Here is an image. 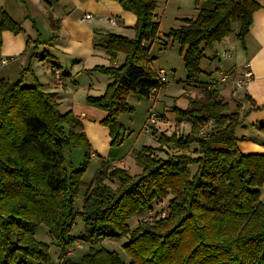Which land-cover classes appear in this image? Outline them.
<instances>
[{
    "label": "trees",
    "instance_id": "1",
    "mask_svg": "<svg viewBox=\"0 0 264 264\" xmlns=\"http://www.w3.org/2000/svg\"><path fill=\"white\" fill-rule=\"evenodd\" d=\"M117 1L136 16L135 36L108 34L110 60L122 53L124 61L119 66H94L90 71L109 75L112 81L102 95L86 98L87 105L105 113L100 123L109 130L110 146L123 140L119 115L132 111L128 96L149 97L152 90L165 86L150 66L153 58L146 45L160 30L155 0ZM209 2L211 9L199 10L194 19H184L183 25L165 34L178 43L186 81L197 85L201 94L189 98L183 109L173 107L179 123L190 122V132H160L157 148L143 146L136 152L138 174L103 162L86 185L77 212L75 199L91 159L82 122L71 111L62 113L56 94L43 91L37 80L23 84L29 67L16 82L0 79V264H28V260L49 264V244L35 237L40 225L61 245L57 264H264V153L240 151L235 132L240 105L230 110L218 90L200 80L205 49L222 41L234 25L236 39L244 47L259 4L257 0ZM4 31L16 34L23 28L0 8V45ZM246 98L249 111L264 108ZM208 121L213 126L209 137L203 138L199 131ZM260 128L264 131V124ZM152 134H157L155 129ZM167 145L176 153L165 158L155 155L156 149ZM76 146L85 155L78 169L71 161ZM193 164L197 168L191 174ZM169 194L165 218L155 215L130 229L132 217L153 209ZM77 218L86 230L80 237L70 233ZM109 226L115 231L107 232ZM125 236L122 248L128 262L103 246H90L79 256L68 254L76 241Z\"/></svg>",
    "mask_w": 264,
    "mask_h": 264
},
{
    "label": "crops",
    "instance_id": "2",
    "mask_svg": "<svg viewBox=\"0 0 264 264\" xmlns=\"http://www.w3.org/2000/svg\"><path fill=\"white\" fill-rule=\"evenodd\" d=\"M257 2L259 8L252 15L245 46L236 39L237 29H233L235 34L214 44L212 50L205 49L203 59L206 63L203 67L202 59L200 64L202 71L203 68L208 71L207 78L200 79L206 83L217 80L219 70H229L232 77L237 78L242 65L249 64L253 79L246 87L235 90L231 82L216 87L223 101L229 103L230 110H234L235 104L240 105V123L235 132L239 137V148L246 153H264V131L260 128L264 124V108L249 111L251 104L246 98H251L257 106L264 104V0ZM47 3L43 0H0V8L23 28L16 34L2 33L0 60L5 58L7 63L0 64V79L16 82L22 71L29 67L22 76L23 84L31 85L37 80L43 91L56 94L60 109H68L82 122L92 148L108 156L104 142L109 143V130L100 123L105 113L88 106L86 98L102 95L112 79L90 70L98 65L119 66L123 63L122 53L110 60L107 36L118 34L133 38L136 16L125 11L117 0H47ZM155 3V19L160 30L158 36L146 44L149 58L153 59L156 57L151 51L155 44L166 47L172 41L165 37L171 27L178 28L184 24V19H194L199 10L212 8L209 0H155ZM86 14L91 18L86 19ZM163 24L165 28L169 27L167 31L162 28ZM225 52L229 57L224 55ZM55 69L61 72V83L56 80ZM163 122L165 119L161 125L166 127ZM179 124L182 126V121ZM153 127L160 129L155 124ZM96 155L91 150V158ZM120 164L124 165V162L121 160ZM263 187L264 184L261 188L264 202ZM139 218L133 221L134 227Z\"/></svg>",
    "mask_w": 264,
    "mask_h": 264
},
{
    "label": "rangeland",
    "instance_id": "3",
    "mask_svg": "<svg viewBox=\"0 0 264 264\" xmlns=\"http://www.w3.org/2000/svg\"><path fill=\"white\" fill-rule=\"evenodd\" d=\"M232 27L233 29H238L237 25H234ZM162 28L165 29V31H167L169 27L167 26V28H165L163 24ZM171 28L174 29V27ZM233 29L229 34V36L235 34ZM212 49L213 48L211 47V50ZM151 55L155 56L156 58L151 61L150 66L157 73L159 72L160 68H162L166 72V76L164 78L165 86L160 90H158L156 93H152L149 97L140 96L134 93L128 96L127 101L132 106V111L123 112L119 115V121L124 127L123 135H122L123 140L120 144L117 145L115 144L113 146H110V144L107 141L104 142L107 150L109 151L108 156L102 154L94 147L92 148L91 145L92 143L90 142L89 138L86 135L91 150H93L97 155L95 158H91L89 160L86 170L82 176L83 185L80 187L79 194L75 199V203H74L76 212L80 210L81 205L84 201L86 185L92 180L94 174L101 167V164L103 162H107L114 166L125 168L131 174H138L140 173L141 168L135 163V154L143 146H151V147L155 146L154 148H157L159 146V143L157 141L159 130H161V132H165L166 134H171L172 132H176L178 135H185L190 131V122L182 121V126H180L179 121L176 120L175 113L173 112V107L176 106L183 109L187 107L189 98L199 97L201 94L197 85L188 83L186 81V71L184 68L183 61L179 55L178 43L176 41H171L166 47L155 44L154 47L152 48ZM204 63H206V59H203L202 61L203 67H204ZM202 72L203 73L201 74L200 79L205 80V77L207 78L208 71L204 70L203 68ZM60 110L62 111V113L69 111L68 109L65 108L63 110L62 109ZM150 112H154L156 115H158L160 121H158V123L155 124V126L156 125L157 127L160 126V129L158 128L156 129V127L152 126L150 131L144 130L143 127L145 123L148 122ZM164 119L165 122L163 123L165 124L166 127L161 125L162 120ZM154 129L157 132L156 135L152 134V130ZM237 132L238 134H240V128H238ZM242 149L240 148V150L243 152L244 150ZM154 152L156 156L165 158L166 156L176 153V150L171 145H167L161 147V149H156V151ZM84 160H85L84 149L81 146L72 147L71 161L74 168L78 169L82 167L85 163ZM121 160L124 162V165L120 164ZM196 168H197L196 164L189 166V170L191 174L195 172ZM107 183L112 185L113 187L117 185L116 181L110 182V180H107ZM263 192H264V187H263ZM171 197L172 194H169V196L163 199L162 202L158 203L157 205L155 204L153 206V212H158L161 206L166 205L168 199ZM137 217H140L138 219L139 222H145V221L150 222L153 219V218H147L146 211L141 210L138 212L136 216L132 217L129 220L128 224L131 228L134 227L135 224H133V221ZM111 231H115V229L112 226H109L107 232H111ZM70 233L76 237H80L82 234H86L85 226L78 218L76 219V222L72 227ZM35 237L37 240L49 244L50 246L49 250L51 256V262L49 264H57V258L61 251V245H59L58 242L52 241L50 239L48 235V228L45 225L38 226L35 233ZM127 239L128 237L125 236L115 239L108 237L100 240H95V239L88 241L80 240L78 242H74L69 247L68 253H71L70 254L71 256H79L84 252H86L90 246L95 248L103 246L109 250H115L120 255L123 261L128 262L129 257L122 248V245L125 242H127ZM28 264H38V263L33 260H28Z\"/></svg>",
    "mask_w": 264,
    "mask_h": 264
},
{
    "label": "built area",
    "instance_id": "4",
    "mask_svg": "<svg viewBox=\"0 0 264 264\" xmlns=\"http://www.w3.org/2000/svg\"><path fill=\"white\" fill-rule=\"evenodd\" d=\"M85 18L86 19L91 18V15L86 14ZM111 23L115 24V21L111 20ZM224 55L226 57H229L228 52H225ZM6 63H7V59L3 58L2 60H0L1 65H4ZM242 66H243L242 71L237 78H233L232 73L229 70H219L218 71V79L210 81L208 83V86L210 88H216L217 85H219V84H226L228 82H231L233 84L235 90L236 89H238V90L243 89L252 81L253 73H252V70L250 69V66L247 62L244 63ZM54 75L56 77L57 82L61 83V72H60V70L55 69ZM158 75L162 81L165 80L164 78L166 76V72L163 69L159 70ZM152 93H156V91L152 90ZM158 121H160L158 115H156L154 112H150L148 122L145 123V125L143 127L144 130L150 131L153 124H156ZM212 126H213V122L208 121V123L200 129L199 135L203 138H208L210 135V131H211ZM167 214H168V210L166 208V205L161 206L160 210L156 214H155V212H153V209L149 208L146 210L147 218H154L155 215L159 218H165L167 216ZM76 242H78V241H76ZM68 254H71V253H68Z\"/></svg>",
    "mask_w": 264,
    "mask_h": 264
},
{
    "label": "bare ground",
    "instance_id": "5",
    "mask_svg": "<svg viewBox=\"0 0 264 264\" xmlns=\"http://www.w3.org/2000/svg\"><path fill=\"white\" fill-rule=\"evenodd\" d=\"M162 81V80H161Z\"/></svg>",
    "mask_w": 264,
    "mask_h": 264
}]
</instances>
